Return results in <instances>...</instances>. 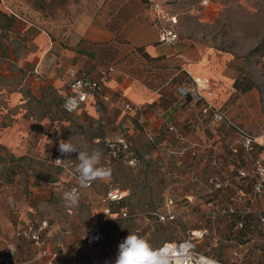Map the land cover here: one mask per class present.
Segmentation results:
<instances>
[{"label":"rangeland","instance_id":"obj_1","mask_svg":"<svg viewBox=\"0 0 264 264\" xmlns=\"http://www.w3.org/2000/svg\"><path fill=\"white\" fill-rule=\"evenodd\" d=\"M147 1L0 2V110L11 92L19 90L37 115L49 112L47 122L34 121L15 143L19 150L0 143V233H4L0 246L16 248L14 264H46L49 255L54 264H102L106 249H118L130 233L155 249L162 242L187 238L194 230L200 252L227 264H264V225L258 222L264 212V190L255 186L256 159L264 151V0H207L206 5L203 0H153L176 12L179 38L161 43L159 47L167 51L156 59H132L137 67L144 63L140 75L150 92L159 93L158 106L171 105V121L150 131L134 129L127 136L120 109L113 106L117 111L110 116L105 101L97 102L98 114L88 119L78 111H64L56 89H47L38 102L29 92L28 75L41 78L40 67L53 63L60 51L80 48L85 61L78 69L86 71L90 65L101 73L125 53L119 45L126 41L129 17L132 25L151 24ZM10 10L25 18L28 28H11L15 16ZM148 30L155 41L156 29ZM43 31L57 45L45 54L39 39ZM28 55L34 58L27 59ZM189 62L202 67L195 76L209 79V87L201 93L248 133L261 137V143L245 148L229 125L201 113L189 90L180 93L178 86L193 85L192 77L180 69ZM24 116L29 120L28 112ZM119 131L131 140L136 163L112 157L110 176L88 187L78 183V154L64 156L66 166L54 164L53 144L48 146L42 135L54 137V144L70 139L81 150L98 148L103 164L108 157L102 139ZM40 180L52 182L50 193L34 200L30 187ZM110 185L125 193L109 204L111 210L123 208L126 216H102ZM72 188L78 189L80 200L76 207H66L62 193ZM168 210L174 213L169 220L154 213ZM96 224L101 239L87 243L86 233ZM32 232L38 233V242L31 238Z\"/></svg>","mask_w":264,"mask_h":264},{"label":"crops","instance_id":"obj_2","mask_svg":"<svg viewBox=\"0 0 264 264\" xmlns=\"http://www.w3.org/2000/svg\"><path fill=\"white\" fill-rule=\"evenodd\" d=\"M0 2L4 3V0H0ZM0 7L2 8V6ZM10 12L15 16L11 21V28L20 30L28 28L29 22L25 18L11 10ZM126 22L130 25V29L127 32L126 41L119 45V47L122 46L125 49V53L122 56L117 55L114 60L115 62H112L102 69L105 70L109 66L112 68L107 71L105 80L98 85L95 95H89L83 105L75 111H78V114L90 119V117H95L98 114L97 102L99 100L102 102L105 101L110 105L105 107V113L110 114V116L117 111L113 106L120 109V116L124 119L122 125L126 126L127 129L125 131H127V136H130L134 129L150 131L153 127H159L161 124L170 122L171 105L166 108H160V106H158V102L156 101L158 100L157 96L159 93L150 92L143 81V76L140 75L143 74L142 65L144 63H140L139 67H137L135 62H132L133 58L138 60L139 57H141V60H144V62L147 61L144 56L156 59L163 53H166L167 49L159 47L161 42L157 40V32L155 41L150 37L148 27H154L151 21V24L137 21L132 25V18L129 17ZM45 34L48 36L44 31L43 34L41 33L39 35V39L43 41L44 44L42 54H45L52 48H57V45L49 36L47 39ZM29 58L34 57H27V59ZM84 58V51L80 48H77L75 52L72 50L60 51L59 56H57L53 63L43 66V68L40 67V71L44 73L41 78L34 74L28 75L27 81L31 96L38 102L46 97L47 89H56L61 92L63 97L69 91L67 75L70 71H75L78 74H84L91 78H97L100 71L97 72L90 67V65L85 67L86 71L78 69L83 67ZM39 60H41V58ZM180 69H183L188 74V77H196V74L193 73H200L202 71L200 65L191 62L187 63L185 66H181ZM177 73L178 71H176L174 75L177 76ZM197 77H202V75H197ZM188 90L190 100L201 105V113L205 116L206 114L202 112V108L204 106V98L207 97L201 92L196 91L194 85L188 88ZM125 103L135 104L138 108L136 110L127 111L124 107ZM155 106L158 107L157 109H160L159 113H157ZM27 112L29 113L30 121L24 116ZM31 113H33V115ZM48 118V111H45L42 116L37 115L34 109H31L30 106L25 104L24 98L19 90L12 91L5 107H2V110H0V121H5V125L0 124V143L10 146L14 150H19V148H16L15 143H19L23 136L33 128L31 124L34 121L35 123L38 122L39 124H43L49 120ZM42 128L45 130V127ZM42 135L45 141L48 142V146L53 144L51 147L52 149L59 145V143L54 144V137L44 134L43 132ZM49 180L54 181L52 178ZM51 183L52 182L46 180H40L36 185H31L30 188L34 200L46 198L50 193L49 187ZM3 237L4 233H0V238ZM10 247H13V245ZM8 248L3 249V247L0 246V253L6 252ZM16 256L17 251L15 248L13 264Z\"/></svg>","mask_w":264,"mask_h":264},{"label":"built area","instance_id":"obj_3","mask_svg":"<svg viewBox=\"0 0 264 264\" xmlns=\"http://www.w3.org/2000/svg\"><path fill=\"white\" fill-rule=\"evenodd\" d=\"M202 5L207 4V0L201 2ZM148 13L150 15V21L155 27L157 32V40L161 43L170 44L178 40L179 33L176 29L177 14L168 9L163 3L158 1H147ZM112 69L111 66L101 71L97 78H91L84 74H78L75 71H70L67 75V84L69 91L62 97L61 106L66 112H72L80 108L87 100L89 95H95L98 85L106 78L107 71ZM192 83L196 91L201 92L202 89L209 87V79L203 77H192ZM180 93L185 94L188 89L184 86H178ZM127 111L136 110L137 105L131 103H125L124 105ZM202 112L210 116L213 121L224 122L229 125L239 136L240 143L245 148H251L254 143H261L263 137H258L248 133L240 124L234 122L224 110L217 107L212 101L204 98V106ZM169 128H172L169 125ZM107 150V162L101 164L105 168L109 169V159L114 157H122L127 160V163L134 164L137 161V154L132 149L131 140L125 135L124 131L117 132L113 137H105L102 139ZM236 150V148H233ZM53 162L59 166H66L64 156L58 151V146L53 149ZM57 159L62 161L57 162ZM264 151L260 156V159H256V169H258L259 178L255 182L256 189L258 191L264 190ZM125 195L124 190L118 187L109 186L107 189L103 201L106 205L102 208V216L105 218H113L116 214L119 216H126L127 212L121 208L119 210H111L109 204L118 202ZM168 203H172V199L168 200ZM232 210V208H230ZM155 215L161 220H169L173 218L174 213L168 211H154ZM258 222L264 225V212L258 215ZM198 231H192L191 235L187 238L178 240H169L159 244L156 249L162 250L169 257V264H227L220 261L208 254L200 252L197 249L196 238ZM264 234V229H263ZM31 238L38 242V233L32 232ZM101 239V230L98 224L93 225L86 233L85 240L87 243H96ZM11 249V250H10ZM44 253V250H43ZM15 255V248L9 247L6 252L0 253V264H13ZM118 255V249H106L102 255V264H115V259ZM52 256L49 255L46 264H54Z\"/></svg>","mask_w":264,"mask_h":264},{"label":"clouds","instance_id":"obj_4","mask_svg":"<svg viewBox=\"0 0 264 264\" xmlns=\"http://www.w3.org/2000/svg\"><path fill=\"white\" fill-rule=\"evenodd\" d=\"M58 151L62 156L78 154L76 160L79 163L75 171L78 173L80 187H88L92 182L110 176V169L100 166L103 153L98 148L91 151L81 150L69 139L59 141ZM62 199L66 207H76L80 193L77 188H72L62 193ZM115 264H169V257L162 250L154 249L144 238L130 233L118 246Z\"/></svg>","mask_w":264,"mask_h":264},{"label":"trees","instance_id":"obj_5","mask_svg":"<svg viewBox=\"0 0 264 264\" xmlns=\"http://www.w3.org/2000/svg\"><path fill=\"white\" fill-rule=\"evenodd\" d=\"M234 85H235V87L238 88V82H237V81L234 82ZM249 87H250V85L248 84V85H246L243 89L245 90V89H248ZM155 249H156V248H155Z\"/></svg>","mask_w":264,"mask_h":264}]
</instances>
